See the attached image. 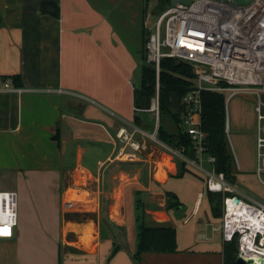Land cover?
<instances>
[{
    "label": "crops",
    "instance_id": "obj_1",
    "mask_svg": "<svg viewBox=\"0 0 264 264\" xmlns=\"http://www.w3.org/2000/svg\"><path fill=\"white\" fill-rule=\"evenodd\" d=\"M46 1L59 5L60 16L42 12ZM144 2L0 0V77L20 75L28 89H0V174L13 176L17 188L46 186L53 205L49 216L34 202L19 210L17 258L9 264H224L222 233L210 229L220 220L207 193L211 162L188 161L177 176L183 158L142 128V149L114 158L123 144L118 128L137 126L133 79L148 26ZM254 143L257 156V132ZM168 191L184 206L168 207ZM142 222L175 226L177 249L135 260ZM37 234L52 242L49 263L43 246L22 245Z\"/></svg>",
    "mask_w": 264,
    "mask_h": 264
},
{
    "label": "built area",
    "instance_id": "obj_2",
    "mask_svg": "<svg viewBox=\"0 0 264 264\" xmlns=\"http://www.w3.org/2000/svg\"><path fill=\"white\" fill-rule=\"evenodd\" d=\"M148 60L156 65L157 79L161 60L175 57L191 63L197 75L195 86L184 98V125L192 136L196 158L187 157L184 149L163 145L185 161L202 165L205 160L213 164L206 184L210 191L222 192L224 215L214 227L221 231L224 241L238 238L240 252L264 258V203L246 199L223 171L215 168L216 157L207 155L206 138L202 128L204 90L252 93L257 96V165L262 179L264 173V0H192L169 5L157 18L147 43ZM226 83V84H224ZM159 87V83H158ZM0 89L22 93L28 89L14 85L11 78L0 77ZM228 97V100H229ZM151 110L160 120L159 94ZM140 127L130 129L121 125L116 139L122 147L114 158L125 155L127 148L142 149L136 138ZM229 126L227 125V131ZM157 136V127L153 134ZM157 138V137H156ZM263 180V179H262ZM18 191L0 190V238H12L19 222Z\"/></svg>",
    "mask_w": 264,
    "mask_h": 264
},
{
    "label": "trees",
    "instance_id": "obj_3",
    "mask_svg": "<svg viewBox=\"0 0 264 264\" xmlns=\"http://www.w3.org/2000/svg\"><path fill=\"white\" fill-rule=\"evenodd\" d=\"M148 5L149 0H145ZM171 4V0H159L157 10L163 13ZM42 12L60 16V7L55 2H44ZM2 14L0 12V23ZM151 31L144 29V47L141 58L145 61L141 69V85L134 86V105L136 107L134 120L138 127L147 130H156V117L146 119L143 112L151 111L153 99L159 94L160 98V124L157 127V137L171 147L184 149V154L190 158H196L195 146L192 136L184 126L185 105L183 98L196 84V72L194 66L186 60L175 57H164L161 60V72L159 81L155 63L148 60L147 43ZM11 78L14 85L20 84V75L4 76ZM159 83V87H158ZM226 84V83H224ZM227 91L204 90L202 92L203 116L202 128L206 138L207 155L216 157L215 168L226 174L227 180L236 185L237 162L231 146L227 131ZM163 113H169L176 123V131L168 130L162 123ZM179 171L177 176H183L187 171V161L177 158ZM211 211L214 217L221 218L224 215V198L222 192L207 190ZM168 207L179 208L184 205L173 192H167ZM239 248L238 238L233 241H224V264H240L237 260ZM119 249L115 245L114 253ZM177 249V230L169 224L148 225L142 222L138 235L137 250L134 259L140 262L146 251L167 252ZM60 264L62 262L60 261Z\"/></svg>",
    "mask_w": 264,
    "mask_h": 264
},
{
    "label": "rangeland",
    "instance_id": "obj_4",
    "mask_svg": "<svg viewBox=\"0 0 264 264\" xmlns=\"http://www.w3.org/2000/svg\"><path fill=\"white\" fill-rule=\"evenodd\" d=\"M159 0H149L147 5L148 7V26L149 30L152 32L154 30V25L159 17L160 13L157 10ZM145 3V2H144ZM144 60L141 58L140 67L134 74L133 82L135 86L141 85V69L144 64ZM227 97H229L230 92H226ZM158 96V95H157ZM156 96V97H157ZM155 97V98H156ZM154 100V99H153ZM257 103V96L252 93H237L231 97L229 100L227 99V125L229 126L228 135L231 146L233 148V152L236 158L237 165L240 166L238 169L237 166V181L235 187L238 190H243L245 193L243 196L251 201H261L264 203V173L262 174V179L258 176L256 172V145L254 143L255 132H257L258 119L257 112L255 109ZM153 110L143 112V116L146 119H154L156 117V113ZM157 126L160 124V120L156 117ZM162 123L163 125L170 131H176V123L171 117L169 113H163L162 115ZM185 126V125H184ZM155 130L151 131L152 139L159 140L153 135ZM160 143V142H159ZM162 147L163 144L160 143ZM241 164V165H240ZM2 174V173H1ZM0 174V190L3 189H12L16 188L18 191V202H19V210H22V207L27 208L29 204L34 202L35 210L38 212H44L46 210L47 215L49 216V212H53V205L50 203V194L48 193L50 190L46 186H36V187H16V180L12 176V179H9V174ZM44 194L47 198L48 203L45 202ZM32 207V208H33ZM47 207V209H46ZM221 222V218L219 221L213 220L212 229L215 225H219ZM39 229V227H37ZM211 231V230H210ZM217 239L221 241L222 235L220 232L216 233ZM15 239L16 234L12 238H0V264L1 262L4 264L12 263L16 261L15 254ZM51 241L47 237V235H31L28 237L27 242L22 245L25 247L26 245H41L46 249V260L49 263L51 261L49 257L48 250L51 246ZM64 255V251H63ZM62 260V258H61ZM64 260V259H63ZM64 264V263H63Z\"/></svg>",
    "mask_w": 264,
    "mask_h": 264
},
{
    "label": "water",
    "instance_id": "obj_5",
    "mask_svg": "<svg viewBox=\"0 0 264 264\" xmlns=\"http://www.w3.org/2000/svg\"><path fill=\"white\" fill-rule=\"evenodd\" d=\"M192 0H171V5H176L179 2L184 3H191ZM239 2L246 3L248 0H238ZM159 119V118H158ZM159 121V120H158ZM100 235L102 238H109L110 234L105 229V226H101V232ZM240 264H264V258L259 255H244V253L240 252V255L237 259Z\"/></svg>",
    "mask_w": 264,
    "mask_h": 264
}]
</instances>
